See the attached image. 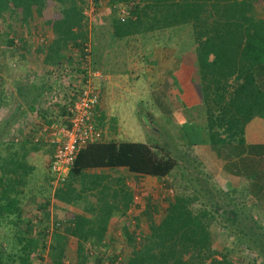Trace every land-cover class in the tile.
<instances>
[{"label":"trees","instance_id":"16d2710c","mask_svg":"<svg viewBox=\"0 0 264 264\" xmlns=\"http://www.w3.org/2000/svg\"><path fill=\"white\" fill-rule=\"evenodd\" d=\"M93 1L96 9L102 3ZM89 6L88 0H0V53L11 52L17 66L25 68L35 52L50 74L68 65L81 72L84 82L88 77L85 48L90 44L91 54L97 50L93 42L97 26L89 22ZM121 6L128 10H119ZM108 8L114 11L110 20L117 39L191 26L204 122H199V114L190 123L181 121L187 125L179 126L183 147L170 146L167 139L154 144L114 139L89 142L78 153L62 186L46 194L38 207L42 213L26 216L22 203L37 167L31 160L45 141L36 137V126L26 123L23 116L33 112L50 133L53 124L68 125L82 85L65 81L66 100L54 103L49 77L38 84L19 73L18 78L25 81L17 80L14 89L21 99L15 112L0 122V264H44L46 258L51 264H238L244 258H233L238 252L227 246L217 248L212 230L218 216L229 211L226 219L232 227L222 225L248 241L264 264V225L239 204L221 203L207 186L209 178L192 150L195 144L222 138L220 129L231 139L241 136L244 126L264 110V90L256 81V69L264 65V0H111ZM45 29L52 38L42 37L35 47L34 36ZM182 44L177 41L178 52ZM4 80L0 72V112L11 101ZM50 142L54 154L52 137ZM119 169L122 176H114L112 171ZM176 172L184 185L174 183L162 211V204L152 208L147 226L101 224L113 217H128L135 199L128 185L132 174L166 180L175 174L178 181ZM51 200L74 208L65 212V220L54 222L52 230ZM114 229H120L124 237L122 255L112 236ZM72 246L76 260L67 262Z\"/></svg>","mask_w":264,"mask_h":264},{"label":"rangeland","instance_id":"374dc122","mask_svg":"<svg viewBox=\"0 0 264 264\" xmlns=\"http://www.w3.org/2000/svg\"><path fill=\"white\" fill-rule=\"evenodd\" d=\"M89 1V8L87 9V16L89 17V22L94 23L97 27L95 31L93 42L97 44V50L93 52L91 60V66L98 70H101L103 74H111L112 79H109L107 76L104 81H97L98 86L104 82L105 94H106V120L97 119L95 120L98 127L103 131L102 139L105 140H118V141H141L154 144L158 140L159 143H168L170 146H180L183 147V139L178 136L182 135L179 126L187 127V125L181 124L182 120H187L190 122L193 121V115L198 116L199 122H204L205 115L203 109L200 106H195L193 108H185L181 113H183V118L179 117L181 113V108H184V105L179 101L178 96L180 94V84L173 78L174 87H172L170 92L167 91H157L156 98L155 95L149 91L147 82H148V67L151 65L159 66L160 56L157 55V50L159 46L164 47H173L179 48L177 41L185 43L181 45L180 50L184 51L187 47L190 55L194 56L195 46L191 43V26L183 25L167 30H160L156 32H151L148 36L142 34L137 35L136 37H131L129 39L122 38L117 39L113 36V28L111 26V14L114 15L109 7L111 0H102L101 5L96 9L93 0ZM108 1V2H107ZM118 7V6H117ZM95 10V11H93ZM119 10H128V6H121ZM50 13H47L49 16ZM41 31V27L39 29ZM43 38L49 39L52 38V33L42 31L34 36V46L36 47L37 43L40 42ZM45 39V40H46ZM187 43V44H186ZM162 44V45H160ZM172 44V45H171ZM175 44V45H174ZM33 48V47H32ZM157 49V50H156ZM181 52L177 55L180 56ZM2 54V55H1ZM157 55V56H156ZM156 57V58H155ZM30 62L25 66V68H19L14 59H12L11 52L0 53V65L3 66L4 70L0 68V72L5 78L4 84L8 88L10 93V102L7 106H4L0 112V122L10 114H13L15 111L16 104L20 101L17 91L14 89L15 82H24L25 78H18L19 73L26 74L32 81L41 84L43 81H46L49 77L53 85L52 94L55 99L52 101L55 103L56 100L65 101V90L61 78L64 76L67 79L75 81V84H83V76L81 72L76 71L73 68H70L68 65L64 70L59 69L58 72L50 74L48 71V66L42 62V57L37 55L35 52H32L29 56ZM162 61V60H161ZM71 63V62H70ZM76 66V65H75ZM3 70V71H2ZM75 70V71H74ZM88 73V72H87ZM194 76H199L197 70L193 71ZM104 74V76H105ZM29 75V76H28ZM68 75H71L70 78ZM62 76V77H61ZM95 76H92L94 78ZM101 79V78H98ZM198 80V78L196 79ZM17 81V82H18ZM176 81V82H175ZM199 84V83H198ZM199 87V85H198ZM100 88V86H99ZM61 90V91H60ZM176 97V99H174ZM163 98H166L163 100ZM161 100L165 102H161ZM162 103V104H161ZM163 104H170L174 106L177 105V112H173V116L170 118L166 114L163 118L166 119V122L163 119L157 118V120H152L150 116L151 113H154L156 117L163 115V110L165 109ZM179 118H176V117ZM26 123L31 126L34 125L37 128L36 137H44L45 143L40 146V151L36 153L35 157L31 160L36 164V169L32 173L30 183L27 186L29 191L28 196L23 200V208L26 211V216H33L39 213H42L38 208L41 204L45 202L46 194H49V190L53 191L55 186L59 187L61 183L57 184L55 179V174L50 171V167H47L48 160L50 155L53 154L54 145L51 141L50 132L47 130V127H42L41 121L36 118L35 114L31 111H28L24 116ZM155 117V118H156ZM168 120V121H167ZM169 122L173 126V132L165 133L166 129L169 127ZM23 125V123H21ZM182 127V130H183ZM189 127V126H188ZM13 128V127H12ZM18 128V126H17ZM16 126L12 129L13 136L17 130ZM170 128V127H169ZM29 129V128H28ZM155 129H158L162 134L154 132ZM188 138V137H186ZM168 144V145H169ZM179 144V145H178ZM186 144V143H185ZM52 151V153H51ZM194 151V150H193ZM195 156V152H193ZM193 160V158L191 159ZM114 175L119 174V171H112ZM177 173V172H176ZM128 174V173H127ZM130 176V175H128ZM180 176L177 173V179H175V174L166 179H159L156 177L146 176L144 178H138L133 174L128 179V185L134 191V202L132 203L131 211L127 215L128 217L111 218L108 222H101V224H126V221L129 220L131 225L139 224L140 227L147 226L149 221L152 220V213H148V209L151 205H161L160 212L162 211V206L166 204V195L172 189H174V183H180L184 185L185 181L180 180ZM170 183L169 187H166V183ZM62 186V185H61ZM207 186L212 192L217 194L214 182L208 181ZM214 196V194H212ZM212 196V197H213ZM220 197V196H218ZM215 199V198H214ZM224 204L225 201L222 199ZM113 203V200H109ZM216 202V200H215ZM244 210L251 212L253 215H256L260 220V214L256 213L254 209L244 203L239 204ZM156 206V207H157ZM246 206V207H245ZM226 209H230L231 206H225ZM74 210L71 206L61 207L57 202L51 200L49 205V211L51 213L49 224H51V230L54 228L53 224L57 220H65L66 211ZM129 211V210H128ZM230 211L226 215H219L217 221L213 224L212 230L214 235V240L217 245V248L227 246L236 250L238 254H233V258L243 257L244 259L238 264H263L259 258V253L255 252L253 249L248 247V241L241 239L238 235V232L231 229L232 225L226 219V216L229 215ZM158 215V214H157ZM155 215V216H157ZM262 220V219H261ZM116 221V222H114ZM134 221V222H133ZM114 222V223H113ZM263 222V221H262ZM100 221H97V224ZM231 225L230 228L223 225ZM240 226V224H237ZM248 227L250 224H241V227ZM264 225V224H263ZM120 228V227H119ZM114 231H116L114 229ZM118 236L115 235L117 243V250L121 255L124 254L125 243H123V235H120V229L116 231ZM242 238H246L242 236ZM124 246V247H123ZM47 252L45 257H47ZM76 260V247L72 246L69 248L67 254V262H73ZM44 264H51L48 258Z\"/></svg>","mask_w":264,"mask_h":264},{"label":"crops","instance_id":"0c3cea01","mask_svg":"<svg viewBox=\"0 0 264 264\" xmlns=\"http://www.w3.org/2000/svg\"><path fill=\"white\" fill-rule=\"evenodd\" d=\"M179 52H181L180 56L177 55ZM179 52L174 47H158L156 53L160 56V63L159 66L150 65L148 67L147 85L150 87L149 91L156 98L155 93L157 91L170 92L169 90L174 87L173 78H175L181 88L178 99L184 105V108H181V111H179L181 113L185 108L202 106L203 96L197 84L198 80L196 79L198 76H194L193 73L196 70L193 60L194 56L192 54L190 55L188 49ZM107 76L109 79H112V73L110 75L105 74L103 79H98L97 77L92 78L100 91V103L93 114V118L96 121L97 119L102 120V123L107 118L105 114V84L102 82L99 88L97 81H104ZM256 81L264 90V65L256 69ZM163 100H161L162 103L165 102ZM163 105L165 109H162V117H156L154 113H151L152 120L159 118L166 122V119L163 118L165 114L171 118L174 115L173 112H177L176 104L174 106L170 104ZM201 106L200 108H202ZM168 125L170 128L168 127L165 133L173 132L174 128L170 122ZM220 130V136L222 138L219 137L204 144L193 145L192 150L195 152V157L199 162L201 171L206 174L211 182H214L216 192L221 199L227 200L225 202H232L234 205L235 203H252V209L260 214V221L264 224V110L244 126L243 132L240 133L241 136L237 138L231 139L228 136L229 134L224 133L222 129ZM154 132L162 134L158 129H155ZM119 172V174L114 176H122V169H119ZM165 185L169 187L168 183ZM57 203L61 207L66 206L64 203ZM156 206L151 205L148 213H153L152 208H156ZM130 211L131 207L127 213L129 214ZM160 217L161 215L158 214L155 220L159 221ZM127 222L131 224L129 220L126 221V224H128ZM116 231H113V235L117 237L118 232L116 233ZM119 234L122 235L121 232Z\"/></svg>","mask_w":264,"mask_h":264},{"label":"built area","instance_id":"2783aa9c","mask_svg":"<svg viewBox=\"0 0 264 264\" xmlns=\"http://www.w3.org/2000/svg\"><path fill=\"white\" fill-rule=\"evenodd\" d=\"M85 52L86 60L84 61V67L87 68L88 77L84 79L78 99L71 106L70 122L68 125L53 124L50 127V135L53 142L56 143L50 168L55 174L57 184L62 183L68 176L70 168L80 150L89 142L100 140L103 137L102 129L97 126L93 118V114L100 103V91L94 83L92 76L103 79L104 74L101 71L94 70L91 66L92 54L90 44H87ZM70 76L68 75L69 78ZM65 79L67 78L65 77ZM65 79L63 76L61 81H66ZM65 84L64 82L63 85ZM66 88H64V92H66Z\"/></svg>","mask_w":264,"mask_h":264}]
</instances>
